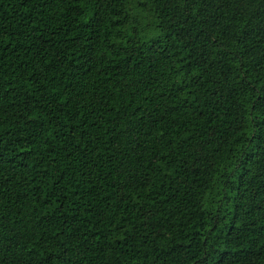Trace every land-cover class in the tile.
Here are the masks:
<instances>
[{
	"label": "trees",
	"instance_id": "trees-1",
	"mask_svg": "<svg viewBox=\"0 0 264 264\" xmlns=\"http://www.w3.org/2000/svg\"><path fill=\"white\" fill-rule=\"evenodd\" d=\"M0 264H264V0H0Z\"/></svg>",
	"mask_w": 264,
	"mask_h": 264
}]
</instances>
